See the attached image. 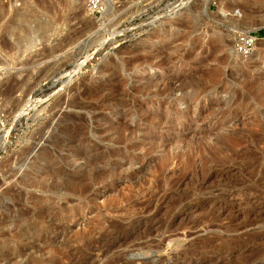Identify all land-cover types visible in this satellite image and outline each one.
Returning a JSON list of instances; mask_svg holds the SVG:
<instances>
[{
    "label": "rangeland",
    "instance_id": "obj_1",
    "mask_svg": "<svg viewBox=\"0 0 264 264\" xmlns=\"http://www.w3.org/2000/svg\"><path fill=\"white\" fill-rule=\"evenodd\" d=\"M102 1L0 0V264H264V0Z\"/></svg>",
    "mask_w": 264,
    "mask_h": 264
},
{
    "label": "built area",
    "instance_id": "obj_2",
    "mask_svg": "<svg viewBox=\"0 0 264 264\" xmlns=\"http://www.w3.org/2000/svg\"><path fill=\"white\" fill-rule=\"evenodd\" d=\"M103 5L102 0H86L87 9L93 15L101 13ZM254 42L255 38L252 35H240L236 41V47L241 53H248Z\"/></svg>",
    "mask_w": 264,
    "mask_h": 264
},
{
    "label": "bare ground",
    "instance_id": "obj_3",
    "mask_svg": "<svg viewBox=\"0 0 264 264\" xmlns=\"http://www.w3.org/2000/svg\"><path fill=\"white\" fill-rule=\"evenodd\" d=\"M113 153V152H112ZM114 154V153H113ZM118 154V153H117ZM112 155V154H111ZM111 155H110V157H111ZM105 156V155H104ZM106 158V157H105ZM93 188V186H92V184L91 185H85V186H82V187H79L77 184H72V185H70L69 187H68V190L70 191H73V192H75V193H84V192H86V191H88L89 189H92ZM70 191V192H71ZM99 192V191H98ZM81 195H83V194H81ZM80 196V195H79ZM114 240H118V239H115L114 237H113V241L112 242H114ZM113 245V244H112Z\"/></svg>",
    "mask_w": 264,
    "mask_h": 264
},
{
    "label": "trees",
    "instance_id": "obj_4",
    "mask_svg": "<svg viewBox=\"0 0 264 264\" xmlns=\"http://www.w3.org/2000/svg\"><path fill=\"white\" fill-rule=\"evenodd\" d=\"M260 35H263L264 34V31H260V32H258Z\"/></svg>",
    "mask_w": 264,
    "mask_h": 264
}]
</instances>
